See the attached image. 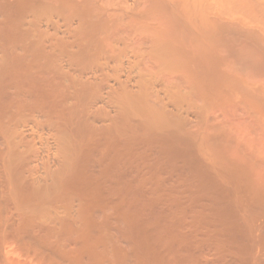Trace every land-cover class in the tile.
I'll return each mask as SVG.
<instances>
[{
  "label": "bare ground",
  "instance_id": "obj_1",
  "mask_svg": "<svg viewBox=\"0 0 264 264\" xmlns=\"http://www.w3.org/2000/svg\"><path fill=\"white\" fill-rule=\"evenodd\" d=\"M243 1L0 0V264H264Z\"/></svg>",
  "mask_w": 264,
  "mask_h": 264
},
{
  "label": "rangeland",
  "instance_id": "obj_2",
  "mask_svg": "<svg viewBox=\"0 0 264 264\" xmlns=\"http://www.w3.org/2000/svg\"><path fill=\"white\" fill-rule=\"evenodd\" d=\"M242 1H243V0H242ZM248 1H249L250 3L247 2V5L250 4V6H251L250 8H251V9L254 8V9H253V12H252V10H251L250 12H252V14H253V13H256L258 17L261 16L260 19H263V20H264V0H248ZM244 2H246V1L244 0L243 3H244ZM251 3H255V4L258 6V7H257L258 9L256 10V8L254 7V5H252ZM244 4L246 5V3H244ZM247 5H246V6H247ZM248 6H249V5H248ZM252 7H253V8H252ZM248 8H249V7H248ZM248 8H247V9H248ZM250 8H249V9H250ZM259 9H260V10H259ZM255 10L258 11V12H256ZM254 11H255V12H254ZM247 12L250 13L249 10H247ZM247 12H245V13H246L247 15H250V14H248ZM259 13H260V15H259ZM263 20H261L262 23H264ZM263 25H264V24H263Z\"/></svg>",
  "mask_w": 264,
  "mask_h": 264
}]
</instances>
